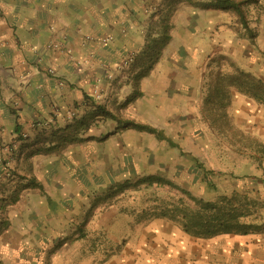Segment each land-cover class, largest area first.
Masks as SVG:
<instances>
[{
  "label": "rangeland",
  "instance_id": "1",
  "mask_svg": "<svg viewBox=\"0 0 264 264\" xmlns=\"http://www.w3.org/2000/svg\"><path fill=\"white\" fill-rule=\"evenodd\" d=\"M211 3L148 0L146 8L151 21L146 30V51H150L149 56L152 51L161 53L159 59L154 56L149 60L152 67L163 57L190 62L191 52L205 51L211 57L198 63L197 73H193L201 83L202 103L187 108L181 98L173 97L176 93L167 94V99L143 97L142 93L127 102L136 93L132 91L127 100L113 109L122 120H135L164 131L177 147L154 134L125 129L118 121L98 116V105L91 102L82 114L76 109L63 113L55 108L47 118L30 124L29 130L47 131L43 136L47 146L35 150L44 157L36 174L46 182L45 188L33 187L34 179L25 182L27 174L34 171L23 170L24 174L16 177L17 196L11 197L9 204L18 202L21 194L31 188L46 198L50 193L54 198L52 206L56 202L61 208L66 207L67 231L55 247L52 245L48 256L59 252L60 256H56L61 257L60 252H64L68 259H75V254L76 259H112L120 257L126 245L138 244L142 235L149 234L144 232L145 228L154 222L171 223L182 230L179 222L161 214L176 205L192 204L185 191L209 200L234 191L249 193L261 202L256 213L260 220L264 219V122L255 108L246 114L234 108L236 96L249 101L248 105L260 107V103L234 89L228 118L222 125L207 118L204 105L210 79L218 72L232 74L241 69L264 80V0L245 6L249 28L240 23L233 10L215 8ZM167 27L171 40L163 46L161 37L166 35ZM235 51L242 53V59L234 55ZM134 55L133 64L137 65L138 56ZM176 67L179 73H188L183 72L182 65ZM165 72L166 67L162 70ZM187 77L190 82L192 72ZM100 91L103 97L104 90ZM71 111L76 116L70 117ZM60 122L63 126L58 128ZM83 122L91 124L86 128ZM28 138L29 132H24L18 139ZM11 148L5 163L7 169L2 173L6 178L13 176L12 165L17 158L15 147ZM193 158L215 172L210 180L217 188L208 186L204 171ZM151 175L169 179L177 186L139 183Z\"/></svg>",
  "mask_w": 264,
  "mask_h": 264
},
{
  "label": "crops",
  "instance_id": "2",
  "mask_svg": "<svg viewBox=\"0 0 264 264\" xmlns=\"http://www.w3.org/2000/svg\"><path fill=\"white\" fill-rule=\"evenodd\" d=\"M147 1L0 0V264H264V232L195 238L163 221L145 228L149 234L142 235L138 244L126 245L117 258L76 259L75 254V259H68L64 252L61 257H57L59 252L48 256L67 231L66 207L56 202L52 206L50 193L51 200L31 188L18 202L9 204L17 196L16 177L23 170L34 171L25 182L34 179L45 188L46 182L36 174L44 157L35 150L47 146L43 140L47 131L29 130L32 122L47 118L55 108L82 114L90 102L116 112L114 107L135 91L132 84L140 64L125 71L118 66L130 54H136L137 60L148 55ZM109 37L110 41H103ZM54 44L61 49L50 47ZM233 53L242 59V53ZM190 56L188 64L168 57L156 62L140 81L143 97L167 99V94L176 93L173 97L181 98L187 108L201 104V83L193 73L198 63L211 57L205 51ZM161 65L167 68L165 74ZM179 65L185 67L183 72H192L190 82L188 73L178 72ZM97 89L104 90L99 101L94 97ZM248 102L236 96L234 108L241 114L255 108L264 122V104L255 107ZM24 132H29V138L20 141ZM11 147L17 158L13 176L6 178L2 173Z\"/></svg>",
  "mask_w": 264,
  "mask_h": 264
},
{
  "label": "trees",
  "instance_id": "3",
  "mask_svg": "<svg viewBox=\"0 0 264 264\" xmlns=\"http://www.w3.org/2000/svg\"><path fill=\"white\" fill-rule=\"evenodd\" d=\"M211 6L225 10H233L239 16L240 23L246 28H249L247 20L246 5H249L258 0H210ZM168 28L165 29L166 35L161 37L163 46L167 45L171 40L168 35ZM160 40V41H161ZM157 40V44H159ZM147 53V52H146ZM149 53V52H148ZM161 53L152 51L149 55H142L137 63L140 64V71L136 75L134 82L135 95H132L127 102L135 100L142 95L139 91L140 81L142 78L149 75L153 68L149 64L150 59L156 56L159 59ZM155 56V57H154ZM156 58V61L158 59ZM237 90L250 98H253L260 104H264V80L257 78L250 72L237 69L235 73L224 74L216 73L208 84V92L204 99V105L207 107V118L212 120V123L219 122L221 125L228 118L227 109L231 105L233 90ZM97 115L111 118L119 123L125 129H135L139 132L154 134L159 140L167 141L171 146L177 147L170 137L164 131L146 123H141L131 119H120L116 114L107 110L105 107L96 106ZM84 127L88 128L91 123L83 122ZM196 166L204 171V179L208 186L212 189L217 188L216 184L210 180V175L215 174L213 170L207 169L199 159L193 158ZM264 180V179H263ZM139 183L152 186L155 183L160 185H169L176 187L177 185L169 179L157 176H148L140 180ZM31 185L43 190V185L37 180L32 181ZM192 204L176 205L166 211H163L161 216L168 217L180 223L184 232L195 238H214L223 234H249L264 232V219L260 220L257 215V208L261 202L258 198L251 197L249 193H240L234 191L231 194L219 195L214 200L198 198L185 191Z\"/></svg>",
  "mask_w": 264,
  "mask_h": 264
},
{
  "label": "built area",
  "instance_id": "4",
  "mask_svg": "<svg viewBox=\"0 0 264 264\" xmlns=\"http://www.w3.org/2000/svg\"><path fill=\"white\" fill-rule=\"evenodd\" d=\"M112 38L109 37V38H105L103 39L104 42H108L110 41ZM50 47H54V48H57V49H61V46L59 44H54V45H50ZM135 60V55L134 54H130L128 57H126L122 62L121 64L118 66V69L119 71H125L126 69L130 68L131 65L133 64ZM51 73H54V70L51 69L50 70ZM109 77H112L111 75ZM94 96L95 98L97 99H102V94H101V91L99 89L95 90L94 91ZM70 117H73V116H76V112L75 111H71L70 113ZM24 136L26 137L27 135L24 134Z\"/></svg>",
  "mask_w": 264,
  "mask_h": 264
}]
</instances>
